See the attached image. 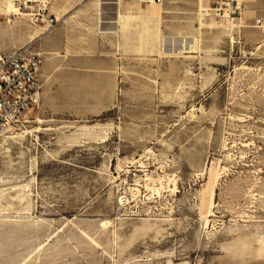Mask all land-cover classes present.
Returning <instances> with one entry per match:
<instances>
[{
  "label": "rangeland",
  "instance_id": "rangeland-1",
  "mask_svg": "<svg viewBox=\"0 0 264 264\" xmlns=\"http://www.w3.org/2000/svg\"><path fill=\"white\" fill-rule=\"evenodd\" d=\"M9 1L23 14L2 15L6 52L36 48L32 13L72 3ZM192 1L144 14L157 41L128 50L115 110L41 109L0 135V264H264V0H211L204 23Z\"/></svg>",
  "mask_w": 264,
  "mask_h": 264
},
{
  "label": "crops",
  "instance_id": "crops-1",
  "mask_svg": "<svg viewBox=\"0 0 264 264\" xmlns=\"http://www.w3.org/2000/svg\"><path fill=\"white\" fill-rule=\"evenodd\" d=\"M87 3L72 0L68 11L55 15L56 22L50 27L48 23L47 31L34 43L42 53V111L85 119L115 110L128 50L154 49L160 21L144 17L151 14L153 5L142 11L136 1L94 0L95 8L89 12ZM132 12H141V16ZM131 21L143 25L145 32L134 42H130L129 31L124 40L121 37V28L127 31Z\"/></svg>",
  "mask_w": 264,
  "mask_h": 264
},
{
  "label": "built area",
  "instance_id": "built-area-1",
  "mask_svg": "<svg viewBox=\"0 0 264 264\" xmlns=\"http://www.w3.org/2000/svg\"><path fill=\"white\" fill-rule=\"evenodd\" d=\"M130 1L146 5L161 4L165 0ZM235 1L212 0L219 11L232 8ZM45 15V10L40 9L35 15L36 22L46 20L51 25L56 22L55 16L44 18ZM41 65L42 54L38 51L16 49L0 52V135L24 126L33 112L41 110Z\"/></svg>",
  "mask_w": 264,
  "mask_h": 264
},
{
  "label": "bare ground",
  "instance_id": "bare-ground-1",
  "mask_svg": "<svg viewBox=\"0 0 264 264\" xmlns=\"http://www.w3.org/2000/svg\"><path fill=\"white\" fill-rule=\"evenodd\" d=\"M123 1H130V0H123ZM166 1V0H165ZM210 1L211 0H193L191 3L193 4V8L191 9V15H192V18L193 19H195V17L199 14L200 15V17H201V20H202V23H204V17H207V16H209V15H211L210 14V11L211 10H213V6L211 7V5H210ZM241 1V0H240ZM141 4V3H140ZM145 5V4H144ZM146 5H153V8H152V10H151V12H152V16H154V17H159V18H163L164 17V13H165V11H164V8H163V4H146ZM24 7L26 8V9H30L32 6H31V3H29V2H25V4H24ZM21 8V7H20ZM20 8H17V6H15L14 5V3L13 2H10L9 0H0V40H1V33H2V31H5L4 30V28L2 27V23H1V18H2V15L3 14H7V13H9V12H12V11H15L16 12V14H23L21 11H19L20 10ZM22 9V8H21ZM32 9V8H31ZM55 9V8H54ZM215 10H217V12L219 11V9H216V8H214ZM45 10V9H44ZM222 10V9H221ZM31 11V10H30ZM168 11V10H167ZM170 11V10H169ZM189 12V13H190ZM37 13L38 12H34V13H32V14H34V16L35 15H37ZM59 13H61V11H59ZM166 14V13H165ZM226 14V13H225ZM221 15V14H220ZM47 16L45 15L44 16V18H46ZM20 18V17H19ZM21 19V18H20ZM24 20V19H23ZM26 20V19H25ZM21 21V20H20ZM34 24L36 25V26H38V27H40L41 28V30H42V34L45 32V31H47V29H48V22L46 21V20H44V22H45V25H40V24H37L36 23V19H34ZM47 22V23H46ZM24 25H26V24H24ZM28 25V24H27ZM26 25V26H27ZM50 26H53V25H49V27ZM24 27V26H23ZM31 27V26H30ZM30 27H26V28H30ZM21 28V27H20ZM32 28V27H31ZM31 30V29H30ZM29 33H30V31H29ZM41 34V35H42ZM40 35V36H41ZM28 36V35H27ZM39 36V37H40ZM34 37V36H33ZM32 37V38H33ZM35 37H37V35L35 36ZM19 36L17 37V39L19 40ZM25 38H26V36H25ZM21 39H23L24 40V36H21ZM35 39V38H34ZM28 41V40H27ZM16 49H28V50H33V51H37V49L36 48H32L31 47V45H28V46H21V47H16V48H14L13 50H16ZM12 51V50H11ZM0 52H6V51H0ZM41 53V52H40ZM42 54V53H41ZM18 129V128H17ZM22 129H19V131H21ZM27 131V130H26ZM31 132V131H30ZM18 134V132H14L12 135H14V134ZM24 133V132H23ZM29 133V132H28ZM22 134V133H21ZM9 136H11V135H9ZM24 136V135H23ZM6 137H7V135H6ZM14 137V136H13ZM212 180V179H211ZM212 185V184H211ZM210 185V187L212 188V186ZM27 186V185H26ZM214 186V185H213ZM29 187V186H28ZM157 191H159V190H157ZM207 195H208V193H206ZM205 194V195H206ZM204 195V196H205ZM207 197V196H206ZM208 201H209V207H212L213 206V191H210V193H209V196H208ZM121 201H122V199H121ZM203 202V201H202ZM201 202V203H202ZM204 204H205V202H203ZM207 204V203H206ZM208 205V204H207ZM204 206V205H203ZM207 208V207H206ZM208 209V208H207ZM207 209H205L206 211H207ZM211 209V208H210ZM204 210V209H203ZM206 211H205V213H206ZM210 213H212L211 212V210L209 211ZM208 215V214H207ZM61 230V229H60ZM84 233V235H86L88 238H90V239H92L86 232H83ZM56 235V234H55ZM50 239V238H49ZM94 241V240H93ZM95 242V241H94ZM44 243H46V242H44ZM96 243V242H95ZM43 245V244H42ZM42 245H41V247H42ZM41 250V249H40Z\"/></svg>",
  "mask_w": 264,
  "mask_h": 264
}]
</instances>
